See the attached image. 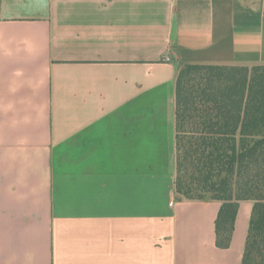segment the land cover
<instances>
[{
	"label": "crops",
	"instance_id": "obj_1",
	"mask_svg": "<svg viewBox=\"0 0 264 264\" xmlns=\"http://www.w3.org/2000/svg\"><path fill=\"white\" fill-rule=\"evenodd\" d=\"M264 65V0H2L0 264H243L177 199V76Z\"/></svg>",
	"mask_w": 264,
	"mask_h": 264
},
{
	"label": "trees",
	"instance_id": "obj_2",
	"mask_svg": "<svg viewBox=\"0 0 264 264\" xmlns=\"http://www.w3.org/2000/svg\"><path fill=\"white\" fill-rule=\"evenodd\" d=\"M176 126L177 199L222 202L220 246L230 243L239 202L253 200L243 264H264V65L184 64Z\"/></svg>",
	"mask_w": 264,
	"mask_h": 264
}]
</instances>
